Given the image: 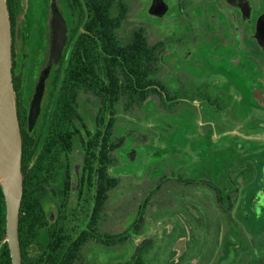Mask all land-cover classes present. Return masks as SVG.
Instances as JSON below:
<instances>
[{
	"label": "flooded vegetation",
	"instance_id": "flooded-vegetation-1",
	"mask_svg": "<svg viewBox=\"0 0 264 264\" xmlns=\"http://www.w3.org/2000/svg\"><path fill=\"white\" fill-rule=\"evenodd\" d=\"M7 4L22 264H264V0Z\"/></svg>",
	"mask_w": 264,
	"mask_h": 264
},
{
	"label": "water",
	"instance_id": "water-1",
	"mask_svg": "<svg viewBox=\"0 0 264 264\" xmlns=\"http://www.w3.org/2000/svg\"><path fill=\"white\" fill-rule=\"evenodd\" d=\"M50 64L55 63L65 44L66 28L52 20ZM12 30L7 0H0V186L6 208V243L12 264H22L19 238L20 208L24 193L22 159L23 137L19 122L16 91L12 74ZM38 87L31 115L38 116L43 82Z\"/></svg>",
	"mask_w": 264,
	"mask_h": 264
},
{
	"label": "trees",
	"instance_id": "trees-1",
	"mask_svg": "<svg viewBox=\"0 0 264 264\" xmlns=\"http://www.w3.org/2000/svg\"><path fill=\"white\" fill-rule=\"evenodd\" d=\"M0 206H1V209H0V238L4 239L6 235V231H5L6 208H5V200H4V195H3L1 186H0ZM4 257H6L8 260L10 258L7 244H6V251H5Z\"/></svg>",
	"mask_w": 264,
	"mask_h": 264
}]
</instances>
